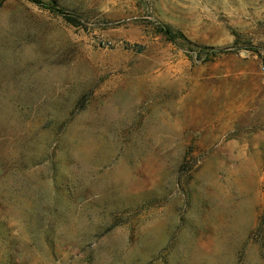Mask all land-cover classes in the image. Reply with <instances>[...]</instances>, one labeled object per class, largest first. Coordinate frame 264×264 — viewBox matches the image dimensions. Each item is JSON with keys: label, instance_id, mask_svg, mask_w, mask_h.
<instances>
[{"label": "rangeland", "instance_id": "obj_1", "mask_svg": "<svg viewBox=\"0 0 264 264\" xmlns=\"http://www.w3.org/2000/svg\"><path fill=\"white\" fill-rule=\"evenodd\" d=\"M263 66L264 0H0V264H264Z\"/></svg>", "mask_w": 264, "mask_h": 264}, {"label": "trees", "instance_id": "obj_2", "mask_svg": "<svg viewBox=\"0 0 264 264\" xmlns=\"http://www.w3.org/2000/svg\"><path fill=\"white\" fill-rule=\"evenodd\" d=\"M59 13H61V12H59ZM157 33L162 34L169 41H174L175 40L174 34L170 30H161L160 32H157ZM139 50H141L140 47H139ZM211 50L213 51L212 55L214 57H215L216 54L222 53L221 51H218V50L217 51L213 50V49H211Z\"/></svg>", "mask_w": 264, "mask_h": 264}, {"label": "built area", "instance_id": "obj_3", "mask_svg": "<svg viewBox=\"0 0 264 264\" xmlns=\"http://www.w3.org/2000/svg\"><path fill=\"white\" fill-rule=\"evenodd\" d=\"M262 71L264 72V66L262 67Z\"/></svg>", "mask_w": 264, "mask_h": 264}]
</instances>
